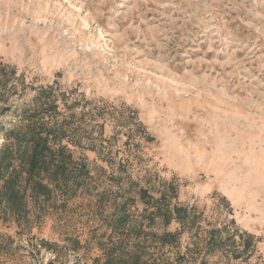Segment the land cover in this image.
<instances>
[{
    "label": "rangeland",
    "instance_id": "obj_1",
    "mask_svg": "<svg viewBox=\"0 0 264 264\" xmlns=\"http://www.w3.org/2000/svg\"><path fill=\"white\" fill-rule=\"evenodd\" d=\"M0 64L5 131L47 86L99 127L70 148L78 188L0 197V264H264V0H0ZM140 190L196 221L162 226ZM212 229L226 252L205 254Z\"/></svg>",
    "mask_w": 264,
    "mask_h": 264
},
{
    "label": "trees",
    "instance_id": "obj_2",
    "mask_svg": "<svg viewBox=\"0 0 264 264\" xmlns=\"http://www.w3.org/2000/svg\"><path fill=\"white\" fill-rule=\"evenodd\" d=\"M10 80L0 64L2 103L15 92L16 86L9 84ZM64 97L54 86L40 87L31 104L27 105V113L19 125L8 131L0 127L4 141L0 147V197L12 207H22L26 191L32 197L48 200L56 191L67 192L79 186L78 182L85 173V165L74 159L70 148L79 146L77 138L85 135L87 129L98 126H92L85 119L82 109L78 113L74 111V107L80 105V102L68 105ZM8 110L9 106L0 107V114ZM134 126L138 129L140 124ZM139 194L141 200L153 209L151 214L161 220L162 226L175 222L185 227L194 224L197 219L193 209L171 205L164 193L158 199L147 197L145 190H140ZM179 233H163L157 240L161 246H169L176 242ZM208 236L203 241L205 254L226 252L229 235L222 239L220 231L212 229ZM239 239L242 251L238 255H233L236 251H229L233 259L239 258L238 256L249 249L253 236L243 233L239 235ZM182 261L183 258L179 256L174 259L147 261L132 254L119 258L117 264H183ZM106 264L113 263L109 261Z\"/></svg>",
    "mask_w": 264,
    "mask_h": 264
}]
</instances>
